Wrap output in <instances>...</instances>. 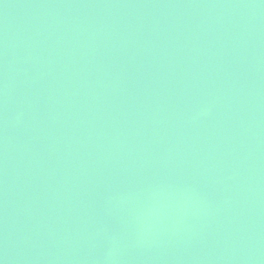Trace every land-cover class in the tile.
Here are the masks:
<instances>
[{"label": "water", "instance_id": "obj_1", "mask_svg": "<svg viewBox=\"0 0 264 264\" xmlns=\"http://www.w3.org/2000/svg\"><path fill=\"white\" fill-rule=\"evenodd\" d=\"M2 264H264V0H0Z\"/></svg>", "mask_w": 264, "mask_h": 264}, {"label": "snow or ice", "instance_id": "obj_2", "mask_svg": "<svg viewBox=\"0 0 264 264\" xmlns=\"http://www.w3.org/2000/svg\"><path fill=\"white\" fill-rule=\"evenodd\" d=\"M0 264H2V262H0Z\"/></svg>", "mask_w": 264, "mask_h": 264}]
</instances>
